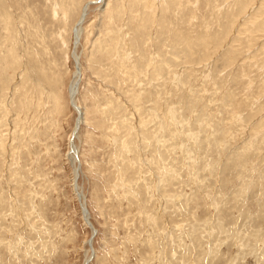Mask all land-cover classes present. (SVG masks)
Wrapping results in <instances>:
<instances>
[{
  "label": "rangeland",
  "instance_id": "374dc122",
  "mask_svg": "<svg viewBox=\"0 0 264 264\" xmlns=\"http://www.w3.org/2000/svg\"><path fill=\"white\" fill-rule=\"evenodd\" d=\"M90 1L0 0V264H264V0L89 7L76 192Z\"/></svg>",
  "mask_w": 264,
  "mask_h": 264
},
{
  "label": "bare ground",
  "instance_id": "6f19581e",
  "mask_svg": "<svg viewBox=\"0 0 264 264\" xmlns=\"http://www.w3.org/2000/svg\"><path fill=\"white\" fill-rule=\"evenodd\" d=\"M102 2H104V0L86 2L82 6L79 19L77 20V23H75V25L73 26V29H72V33L74 36V43H73L74 46H73V50H72V58L75 61L76 70H75L74 75H73V80L70 84L69 95H70V104L73 107V109L76 111V113L78 115V119H77L76 127H75L73 133L71 134L70 154L69 155H70L71 161L74 165V179H73L74 184L73 185H74V189L76 192H79L77 182H78V177H79L80 169H81L80 168L81 164L79 161V148L76 144V140L79 138V131L81 130V126L85 122V115H86V112H84L83 108L77 102V95L79 92L80 83H81L82 78H83L81 64H80V56H79L80 54H78V46L81 44V38H82V34H83V23L85 22V19L87 17L89 7L92 4H99ZM77 197L78 198L81 197V194L80 193H79V195L77 194ZM83 214H84L83 218H84V221H85L87 227L92 228L93 231L95 232V229H94L93 225L91 224V221L89 218L88 210L85 208V206H83ZM88 243L92 247V243L90 241ZM91 247H90V249H91ZM92 249H91V251H92ZM93 251H94V249H93ZM91 253H93V252H91ZM93 257H94V254H93ZM86 262L87 263H85V264H88L91 262L90 257L87 258Z\"/></svg>",
  "mask_w": 264,
  "mask_h": 264
}]
</instances>
